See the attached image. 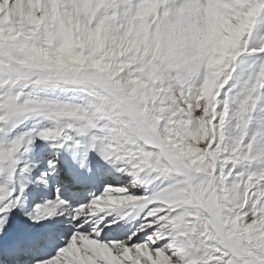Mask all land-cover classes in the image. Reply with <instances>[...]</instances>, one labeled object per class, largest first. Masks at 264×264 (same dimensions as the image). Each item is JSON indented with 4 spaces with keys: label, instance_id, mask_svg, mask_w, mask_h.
<instances>
[{
    "label": "snow or ice",
    "instance_id": "1",
    "mask_svg": "<svg viewBox=\"0 0 264 264\" xmlns=\"http://www.w3.org/2000/svg\"><path fill=\"white\" fill-rule=\"evenodd\" d=\"M0 264H264V0H0Z\"/></svg>",
    "mask_w": 264,
    "mask_h": 264
}]
</instances>
